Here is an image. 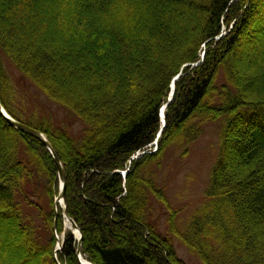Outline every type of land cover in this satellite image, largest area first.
Returning a JSON list of instances; mask_svg holds the SVG:
<instances>
[{"label": "trees", "instance_id": "obj_1", "mask_svg": "<svg viewBox=\"0 0 264 264\" xmlns=\"http://www.w3.org/2000/svg\"><path fill=\"white\" fill-rule=\"evenodd\" d=\"M41 1L20 0L5 9L0 0V101L15 120L43 133L63 164L67 210L81 230L84 258L93 264H186L177 257L173 240L150 224V197H162L145 172L169 147H190L207 123L227 116L205 202L185 231L172 217L171 233L203 264H264V69L261 56L249 61L233 57L261 15L262 3L79 0L76 21L90 26L88 34L94 28L98 34L99 28L102 42L120 49V59L106 66L103 79L83 94L75 91L87 87L73 83L75 69L59 64L69 59L56 35L49 34L53 13L41 8ZM252 10L255 17L249 19ZM191 19L193 36L186 33ZM140 47L145 52L137 54ZM3 57L50 102L85 124L79 141L55 129L48 118H37L34 108L25 114L31 102L5 70ZM221 69L226 84L219 86ZM257 81L261 88L256 91ZM174 82L163 127L161 110ZM156 141L154 153L148 149ZM142 152L147 154L132 160ZM58 173L46 147L0 113V226L11 225L19 245L11 264H57L55 235L43 245L24 204L35 206L33 197L48 200L47 225L53 232ZM58 214L59 235L65 221L60 207ZM77 247L78 240L67 231L58 261L81 264Z\"/></svg>", "mask_w": 264, "mask_h": 264}, {"label": "rangeland", "instance_id": "obj_2", "mask_svg": "<svg viewBox=\"0 0 264 264\" xmlns=\"http://www.w3.org/2000/svg\"><path fill=\"white\" fill-rule=\"evenodd\" d=\"M1 1L4 8L6 9L7 5L9 9L17 6L20 0ZM79 3V0H43L39 3V6L44 9L47 8V10L51 11L50 14L53 13L49 19L50 27H52L49 34L50 36L52 34L56 35V39L62 47L61 53L66 59H69L68 62H65V59L62 58L59 60V64L71 66L75 69L71 72L73 83H82L83 86L86 84L87 87L84 86L80 90H77L75 87L73 88H75V91L85 94V90L88 92L91 88L92 82L97 83V81L100 82L99 79H103L106 66L114 62V60L116 62L118 58L120 59V49L119 46L114 44H111V47L107 46L106 40L104 41L105 43L102 42L100 38L102 32L100 33L98 28L101 26L97 24L100 18L95 19L98 34L95 28L91 30V34H88L90 26H83L82 22L76 21L77 15L80 13ZM259 3H262V10L260 8L261 15L254 19V23L252 22L250 32L247 33L245 31V35L242 37L241 44L237 49V54L233 57L244 58L249 61L256 56H261V63H263V68H261L264 69V0H259ZM258 5L255 7L257 8ZM64 6H67V8ZM61 9H64V11H61ZM56 11H59V15H56ZM87 15L90 16L89 13ZM252 17H255L254 10L250 12L249 19ZM187 23L189 28L186 33L193 36L195 30H193L192 19L188 20ZM81 28L83 30L81 32L78 31ZM96 36L98 37L95 38ZM93 37L95 38L94 40H92ZM144 50L145 48L141 49L140 47L137 54L144 53ZM123 63L124 61L119 62V64ZM90 65L91 70H89ZM3 66L14 78L17 85L22 88L23 92L28 95L31 104L25 108L24 112L27 116L31 115L32 108H34L37 118H48L53 123L55 129L66 130L77 141L83 137L85 130L83 122L68 110L50 102L42 92L29 80L24 78L4 57ZM86 67H88V72L84 71ZM251 69H253L251 66L246 65V70ZM223 74L224 72L221 69L217 81L219 86L226 84ZM255 74H257L256 71ZM249 77L253 78V75H249ZM260 88L261 83L258 81L253 84L254 90L257 91ZM227 120L228 117L224 116L215 122L207 123L204 126L203 135L190 147L172 145L161 161L151 165L148 171L145 172V174L151 173L156 192L161 193L162 197V201L158 197H155V195L154 197H150V224L155 227L161 237L173 240L177 257L186 264L203 263L196 256L190 254L177 235H172L169 220L174 217L178 230L185 231L189 219L204 204L212 169L220 154V135ZM20 145L22 147L23 143H20ZM151 146L148 150L152 149V152H157L158 142ZM32 201L35 206L29 207L27 204H24V210L35 221L34 226L39 228L38 235L41 243L47 246L52 241L55 232H57V229H53L52 232L50 224L49 226L47 225L48 215L51 212L49 202L46 199L41 202L39 197H33ZM53 212L54 221H58V205H54ZM11 231H13L11 225L4 224L0 226V234L2 235L0 237V264H11L13 259L17 257L14 256L15 253L19 252V245L15 239V234ZM67 231L68 229L63 220V233L59 234V240L62 241L63 237L65 238ZM57 262H59L58 258ZM59 264L61 263L59 262Z\"/></svg>", "mask_w": 264, "mask_h": 264}, {"label": "water", "instance_id": "obj_3", "mask_svg": "<svg viewBox=\"0 0 264 264\" xmlns=\"http://www.w3.org/2000/svg\"><path fill=\"white\" fill-rule=\"evenodd\" d=\"M178 79H176L175 81H177ZM172 94L170 95V98H169V102L172 101L173 99V96H174V89H175V82L173 83L172 85ZM169 103H167L162 111H161V119H162V122H163V125L165 126V111H166V108L168 106ZM0 113L3 115V117L7 120V122L13 126L14 128H16L18 131H20L21 133L29 136V137H32L34 139H37L39 140L45 147L46 149L49 151V153L51 154V156L53 157L58 169H59V180L60 182L62 183V187H61V192L59 194V196L57 197V199L55 200V202L57 203V201H63L65 207L63 209V212H64V217L66 219H69L70 222L72 223V228L76 231H78V247H77V251H76V254L77 256L79 257V260H80V263L81 264H84L82 261H81V252H82V233H81V230L80 228L77 226V224L71 219V217L69 216V213H68V210L66 208V193H65V184H66V175H65V170L60 162V160L58 159L55 151L53 150L51 144L49 143V141L47 140V138L45 137V135H43L42 133H40L39 131L35 130V129H32L24 124H21L19 123L18 121L14 120L12 117H10L8 115V113L5 111V109L3 108L2 104H1V101H0ZM163 126V127H164ZM156 144V143H155ZM146 152L144 153H141V154H137V156H135L134 158H132V160H137L139 159L142 155H145ZM56 225H57V221L55 220L54 221V229H56ZM74 233V231H73ZM76 234V233H74ZM63 246V245H62ZM62 246H58L55 253V260L57 261V253L62 249ZM57 264H59V262H57Z\"/></svg>", "mask_w": 264, "mask_h": 264}, {"label": "bare ground", "instance_id": "obj_4", "mask_svg": "<svg viewBox=\"0 0 264 264\" xmlns=\"http://www.w3.org/2000/svg\"><path fill=\"white\" fill-rule=\"evenodd\" d=\"M57 205H58L59 207H61V208L64 207V204H63L62 201H57ZM65 226H66V228L68 229V231H71V232L74 231V233H76V235H77V237H78V231H76V230H74V229L72 228V223L70 222L69 219H65ZM0 237H2L1 234H0ZM58 246H59V247L62 246V241L59 240V238H58V241H57V247H58ZM81 261H82L84 264H93V263H90L88 260H86V259L84 258L83 255H81Z\"/></svg>", "mask_w": 264, "mask_h": 264}]
</instances>
